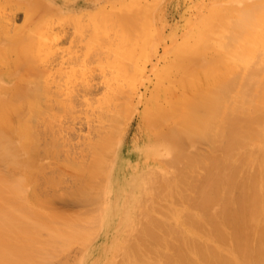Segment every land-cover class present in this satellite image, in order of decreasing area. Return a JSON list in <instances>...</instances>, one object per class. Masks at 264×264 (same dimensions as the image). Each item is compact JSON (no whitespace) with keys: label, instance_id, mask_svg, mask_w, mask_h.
Returning a JSON list of instances; mask_svg holds the SVG:
<instances>
[{"label":"bare ground","instance_id":"1","mask_svg":"<svg viewBox=\"0 0 264 264\" xmlns=\"http://www.w3.org/2000/svg\"><path fill=\"white\" fill-rule=\"evenodd\" d=\"M0 27L8 32L9 16ZM33 50L26 47L18 52L21 55L15 52L17 61H32ZM9 56L0 55L7 66L0 72V264H264V143L256 171L249 178L236 182L227 171L235 159L245 160L246 148L257 137L264 139V70L251 69L247 75L232 78L229 72L202 69L205 73L201 77V69L191 60V67L200 72L191 71L187 78L191 81L194 77L195 83L198 76L203 78L201 85L193 84L194 80L193 85L189 80L185 84L190 85L188 91H199L196 99L191 90L190 100L188 95L181 96L187 92L184 84L181 95L175 93L179 86L170 84V90L175 91L167 97L163 91L169 86H161L165 89L161 90L163 99L155 89L162 101L153 98V91L150 97L146 95L148 88L143 95L129 90V95L118 102L101 103L93 109L81 142L82 136L74 128L54 130L50 110L60 104L67 106L59 100L63 92L35 88L31 95L25 94L11 81L17 64ZM222 65L219 62L215 66ZM188 66L187 71L192 69ZM167 72H171L169 77L175 74L172 69ZM181 73L179 82L184 76ZM213 81L217 84L211 87ZM97 89L86 87L78 97L94 96ZM21 95V101L15 99ZM134 98L139 103L145 101L141 113L145 129L141 155L145 160L135 164L138 172L125 184V173L131 167H125L122 153L114 150L118 141L120 148L127 131L121 130L125 106ZM177 109L185 112L178 113ZM46 118L51 120L52 133L41 143L40 128L47 123ZM73 137L81 145L75 144L62 155L63 143ZM50 155L64 163L52 169L53 177L45 174V160ZM196 171L201 172V182L192 189L198 194L195 207L199 212L186 208V213V205L180 209L176 190L169 191L165 180L173 176L180 181V173L185 176ZM173 177L171 183L178 186ZM131 183L143 192L137 197L143 212L134 217L135 200L130 198L134 207H128L131 214L125 217L134 235L144 229L143 237L126 241L116 238L107 246H93L97 233L122 217L113 211L123 207H114L112 196L120 195ZM79 201L85 204V211L77 209ZM58 203L71 209L60 211ZM215 206L218 208L213 211ZM259 221L261 229L256 227Z\"/></svg>","mask_w":264,"mask_h":264},{"label":"rangeland","instance_id":"2","mask_svg":"<svg viewBox=\"0 0 264 264\" xmlns=\"http://www.w3.org/2000/svg\"><path fill=\"white\" fill-rule=\"evenodd\" d=\"M6 16H9L10 28L8 32H3L0 27V55H10L9 58L17 64L13 68L12 83L30 95L35 88L63 92L59 100L65 101L67 106L63 108L60 104L50 110L54 115V130L61 127L74 128L76 134L82 136L81 142L87 134L86 122L91 113L93 114V109L101 103L118 102L122 97L129 95V90L139 91L138 94L143 95L148 88L150 91L146 95L150 97L149 93L153 91V98L162 101L163 92L167 97L171 91L170 86L174 84L173 87H179L176 91L171 88V93L175 91L184 97L188 95V99L191 95L197 98L195 94L199 91L195 93L190 89V95V90H187L190 85H185L190 81L187 77L193 71L200 72L197 69H201V77L204 75L202 69H205L212 72L221 71V74L229 72L232 78L247 75L251 69L264 70V0H0V24L5 23ZM26 47L34 49V59L17 61L15 52L23 51ZM12 49L15 51L12 52ZM184 55H189L190 60ZM226 58L227 61L222 60ZM191 60L196 70L191 67ZM219 62H223V65L218 68L215 65ZM156 63L157 66L153 67ZM177 64H182L181 69ZM187 64L192 68L188 69L189 71ZM6 67L5 62L0 61V72L6 70ZM169 67L167 71L172 69L175 77L173 74L170 77L175 79L169 77L171 72L164 70ZM175 68H178L177 72L173 70ZM179 73L184 75L181 76V82L178 81L180 78H177ZM200 76L198 77L201 80L197 79L201 85L203 78ZM170 79L172 82L168 84ZM193 80L191 79L193 84L198 83H195L194 77ZM181 84H184L187 92L184 90L185 92L180 94L183 90ZM190 84L193 85L192 82ZM216 84L217 81H213L210 86L214 87ZM167 85H170L169 88ZM161 86L168 88L166 91L169 92H161L162 89L165 90V87ZM86 87H91L94 91L98 88V93L94 96L78 97V93L81 95V91ZM155 89L159 94L162 93V99L160 95L157 96ZM24 95L15 99L21 101ZM144 103H139V99L134 98L133 102L125 106H128V110L126 109L122 116L125 122L122 123L124 127H121V130L124 128L127 131L120 148L119 141L115 144L118 148L115 146L114 152L119 149L122 158L127 162L124 166L131 167V170L125 173V184L137 174V162L145 160V156L141 155L145 140L141 118ZM181 111L177 109L178 113ZM31 121L35 122L32 116ZM50 121L46 118L47 123L40 128L41 143L50 138ZM74 138L65 140L61 148L62 155L73 150L75 144L77 147L81 145L79 139ZM263 143L264 139L257 137L246 148L245 160L235 159L230 163L227 171L232 174V179L236 182L244 181L256 171ZM45 163L47 177L55 176L52 169L64 165L62 158L51 155L46 158ZM163 164L166 165V162L163 161ZM197 173L198 171L191 173L192 175L185 173V176L180 173L179 180H182V176L185 179L182 183L172 176L175 184L179 182L176 185L179 184L180 188L171 183V176L165 180L166 186L171 188L169 191L176 190L178 197L175 201L180 209L186 205L183 211L187 208L188 212H199L195 207L198 194L192 189L198 188L201 182V172ZM62 187V191H65L64 185ZM135 188L136 185L131 183L130 187L123 188L120 195L112 196L114 207H123L121 210H112L122 217L105 225L93 238V246H107L116 238L126 241L129 238L143 237L144 229L134 235L125 217L131 214L129 206H136L134 217H140L143 212L137 202L138 194L143 192ZM175 192L173 191L174 194ZM130 198L135 200L134 205L130 204ZM143 198H146L145 195ZM121 199L122 202L119 203L117 200ZM125 201L128 204H125ZM57 206L60 211L71 209L70 205L58 203ZM216 208L218 207L215 206L213 211H216ZM77 209L85 211V204L79 201ZM260 226L262 227L261 222L256 226L257 229H261ZM257 236V233L252 236V242Z\"/></svg>","mask_w":264,"mask_h":264}]
</instances>
